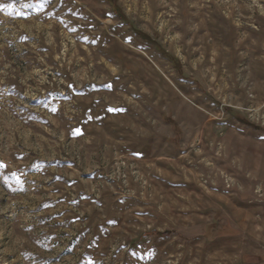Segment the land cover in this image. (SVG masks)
I'll list each match as a JSON object with an SVG mask.
<instances>
[{
	"label": "rangeland",
	"instance_id": "374dc122",
	"mask_svg": "<svg viewBox=\"0 0 264 264\" xmlns=\"http://www.w3.org/2000/svg\"><path fill=\"white\" fill-rule=\"evenodd\" d=\"M90 261L264 264V0H0V264Z\"/></svg>",
	"mask_w": 264,
	"mask_h": 264
},
{
	"label": "snow or ice",
	"instance_id": "6c2138e0",
	"mask_svg": "<svg viewBox=\"0 0 264 264\" xmlns=\"http://www.w3.org/2000/svg\"><path fill=\"white\" fill-rule=\"evenodd\" d=\"M52 110L55 111L56 109L53 108ZM110 110H112V109H110ZM89 264H94V262L90 261Z\"/></svg>",
	"mask_w": 264,
	"mask_h": 264
},
{
	"label": "trees",
	"instance_id": "16d2710c",
	"mask_svg": "<svg viewBox=\"0 0 264 264\" xmlns=\"http://www.w3.org/2000/svg\"><path fill=\"white\" fill-rule=\"evenodd\" d=\"M110 1V0H109Z\"/></svg>",
	"mask_w": 264,
	"mask_h": 264
}]
</instances>
